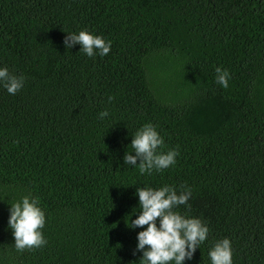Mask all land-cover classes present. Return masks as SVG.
I'll return each mask as SVG.
<instances>
[{"label": "trees", "instance_id": "trees-1", "mask_svg": "<svg viewBox=\"0 0 264 264\" xmlns=\"http://www.w3.org/2000/svg\"><path fill=\"white\" fill-rule=\"evenodd\" d=\"M81 30L111 41L108 55L66 49ZM5 67L25 82L0 85V264H139L136 188L182 184L191 207L176 210L209 228L183 264H211L224 238L233 264H264V0H0ZM145 123L175 166L124 164ZM26 195L47 244L20 253L9 208Z\"/></svg>", "mask_w": 264, "mask_h": 264}, {"label": "clouds", "instance_id": "clouds-1", "mask_svg": "<svg viewBox=\"0 0 264 264\" xmlns=\"http://www.w3.org/2000/svg\"><path fill=\"white\" fill-rule=\"evenodd\" d=\"M111 43L86 30L78 34L67 33L63 40L66 49L78 44L80 51L88 57L108 55ZM215 73V83L227 89L230 79L228 70L217 67ZM24 82L23 75L16 76L10 74L6 67L0 68V85L10 95L17 94L24 87ZM113 99L109 96L108 102ZM98 115L103 119L109 113L105 110ZM130 145L132 152L124 154L123 162L138 167L141 175L169 169L175 166L179 156L178 149L164 151V139L151 123H145L136 130ZM135 195L139 198L140 214L136 219H130L126 226L144 229L137 233L138 242L133 252V255L137 251L142 253L139 264H183L186 259L191 260L209 233V228L201 219L182 215L176 210L181 205L191 207L188 203L192 197L191 188L184 184L180 185L179 191L171 185L158 189L137 187ZM45 223V212L39 206V198L26 195L12 203L8 227L12 230L16 251L22 253L44 247L47 244L42 232ZM208 256L211 264H233L231 241L228 238L216 241Z\"/></svg>", "mask_w": 264, "mask_h": 264}]
</instances>
